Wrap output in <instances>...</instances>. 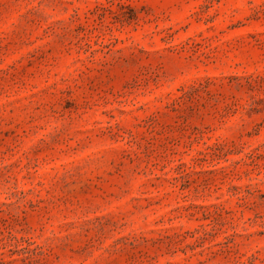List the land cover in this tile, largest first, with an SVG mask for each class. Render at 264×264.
<instances>
[{"label":"rangeland","instance_id":"rangeland-1","mask_svg":"<svg viewBox=\"0 0 264 264\" xmlns=\"http://www.w3.org/2000/svg\"><path fill=\"white\" fill-rule=\"evenodd\" d=\"M0 264H264V0H0Z\"/></svg>","mask_w":264,"mask_h":264}]
</instances>
